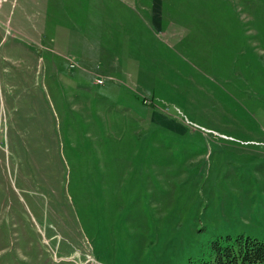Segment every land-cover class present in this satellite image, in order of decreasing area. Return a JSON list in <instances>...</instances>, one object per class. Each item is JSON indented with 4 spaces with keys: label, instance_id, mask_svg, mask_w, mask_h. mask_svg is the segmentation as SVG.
Here are the masks:
<instances>
[{
    "label": "rangeland",
    "instance_id": "rangeland-1",
    "mask_svg": "<svg viewBox=\"0 0 264 264\" xmlns=\"http://www.w3.org/2000/svg\"><path fill=\"white\" fill-rule=\"evenodd\" d=\"M34 1L0 8V264L264 241V0H51L31 54Z\"/></svg>",
    "mask_w": 264,
    "mask_h": 264
},
{
    "label": "trees",
    "instance_id": "trees-1",
    "mask_svg": "<svg viewBox=\"0 0 264 264\" xmlns=\"http://www.w3.org/2000/svg\"><path fill=\"white\" fill-rule=\"evenodd\" d=\"M212 258L193 259L189 264H264V241L240 234L216 239L212 242Z\"/></svg>",
    "mask_w": 264,
    "mask_h": 264
},
{
    "label": "crops",
    "instance_id": "crops-1",
    "mask_svg": "<svg viewBox=\"0 0 264 264\" xmlns=\"http://www.w3.org/2000/svg\"><path fill=\"white\" fill-rule=\"evenodd\" d=\"M34 3V9L25 6L19 10L17 16L18 27L11 26L10 17L6 22L8 27L10 26L13 28L14 34L21 33V35L26 37V39L30 42L29 48H25L31 54L33 53V51L30 49V47L40 46L39 39L41 38L42 32H45L48 27V11L50 8L51 0H35ZM19 23L24 24V26H20ZM150 112V119L152 120V122L156 120L157 126H161L167 129L171 128L173 130H180V122L166 116V113L163 110H152Z\"/></svg>",
    "mask_w": 264,
    "mask_h": 264
},
{
    "label": "built area",
    "instance_id": "built-area-1",
    "mask_svg": "<svg viewBox=\"0 0 264 264\" xmlns=\"http://www.w3.org/2000/svg\"><path fill=\"white\" fill-rule=\"evenodd\" d=\"M6 1V0H0V8H1V4ZM98 83H102V80L101 79H98ZM189 122V120H187Z\"/></svg>",
    "mask_w": 264,
    "mask_h": 264
}]
</instances>
